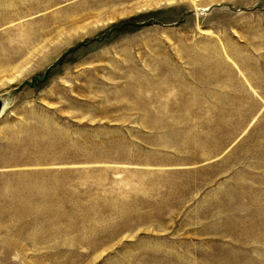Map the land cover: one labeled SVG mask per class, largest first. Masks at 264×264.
I'll return each mask as SVG.
<instances>
[{
    "label": "rangeland",
    "instance_id": "1",
    "mask_svg": "<svg viewBox=\"0 0 264 264\" xmlns=\"http://www.w3.org/2000/svg\"><path fill=\"white\" fill-rule=\"evenodd\" d=\"M13 2L0 264H264V0Z\"/></svg>",
    "mask_w": 264,
    "mask_h": 264
},
{
    "label": "bare ground",
    "instance_id": "2",
    "mask_svg": "<svg viewBox=\"0 0 264 264\" xmlns=\"http://www.w3.org/2000/svg\"><path fill=\"white\" fill-rule=\"evenodd\" d=\"M15 1V0H14ZM7 2H8V4H9V6L10 5H12V4H14L15 2H13V0H7ZM12 7V6H11ZM45 35V34H44ZM43 36V35H42ZM41 36V37H42ZM44 37V36H43ZM42 39V38H41ZM16 45V44H15ZM14 46V45H13ZM21 50L20 49H17V48H12V47H10V44L9 45H7L6 47H2V48H0V65H4L5 63H8L9 65L12 63V62H14L19 56V52H20ZM5 55V57H2V56H4ZM10 105V104H9ZM12 105V104H11ZM8 106L7 105H5L4 104V106H3V108H2V112H1V115H0V117L1 116H3V114H4V112H5V110H6V108H7Z\"/></svg>",
    "mask_w": 264,
    "mask_h": 264
},
{
    "label": "water",
    "instance_id": "3",
    "mask_svg": "<svg viewBox=\"0 0 264 264\" xmlns=\"http://www.w3.org/2000/svg\"><path fill=\"white\" fill-rule=\"evenodd\" d=\"M4 104H5L4 99L0 98V115H1Z\"/></svg>",
    "mask_w": 264,
    "mask_h": 264
}]
</instances>
